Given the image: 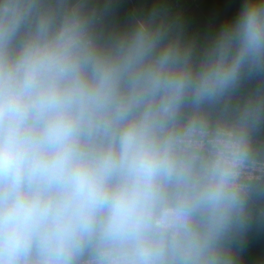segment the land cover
I'll use <instances>...</instances> for the list:
<instances>
[{
	"label": "clouds",
	"instance_id": "obj_1",
	"mask_svg": "<svg viewBox=\"0 0 264 264\" xmlns=\"http://www.w3.org/2000/svg\"><path fill=\"white\" fill-rule=\"evenodd\" d=\"M264 237V0H0V264H247Z\"/></svg>",
	"mask_w": 264,
	"mask_h": 264
},
{
	"label": "crops",
	"instance_id": "obj_2",
	"mask_svg": "<svg viewBox=\"0 0 264 264\" xmlns=\"http://www.w3.org/2000/svg\"><path fill=\"white\" fill-rule=\"evenodd\" d=\"M245 256L247 264H264V237L251 241Z\"/></svg>",
	"mask_w": 264,
	"mask_h": 264
}]
</instances>
